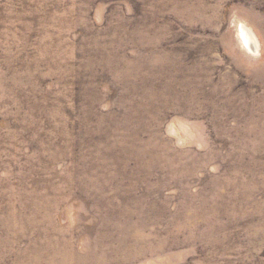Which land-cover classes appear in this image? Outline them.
<instances>
[{
	"label": "rangeland",
	"instance_id": "1",
	"mask_svg": "<svg viewBox=\"0 0 264 264\" xmlns=\"http://www.w3.org/2000/svg\"><path fill=\"white\" fill-rule=\"evenodd\" d=\"M0 264H264V0H0Z\"/></svg>",
	"mask_w": 264,
	"mask_h": 264
},
{
	"label": "bare ground",
	"instance_id": "2",
	"mask_svg": "<svg viewBox=\"0 0 264 264\" xmlns=\"http://www.w3.org/2000/svg\"><path fill=\"white\" fill-rule=\"evenodd\" d=\"M240 32H241L242 39H243L245 46L249 50L255 51L257 47V44H256L257 42H255V40L253 39L251 32L244 26H241Z\"/></svg>",
	"mask_w": 264,
	"mask_h": 264
}]
</instances>
